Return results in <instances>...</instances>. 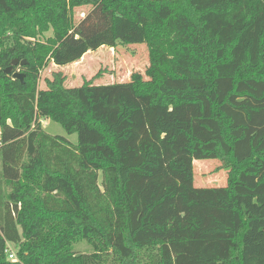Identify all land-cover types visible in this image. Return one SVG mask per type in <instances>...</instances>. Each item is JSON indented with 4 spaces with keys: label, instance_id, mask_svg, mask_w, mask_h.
Returning <instances> with one entry per match:
<instances>
[{
    "label": "trees",
    "instance_id": "16d2710c",
    "mask_svg": "<svg viewBox=\"0 0 264 264\" xmlns=\"http://www.w3.org/2000/svg\"><path fill=\"white\" fill-rule=\"evenodd\" d=\"M134 44L143 75L37 90ZM209 160L226 185L195 188ZM0 264H264V0H0Z\"/></svg>",
    "mask_w": 264,
    "mask_h": 264
},
{
    "label": "rangeland",
    "instance_id": "374dc122",
    "mask_svg": "<svg viewBox=\"0 0 264 264\" xmlns=\"http://www.w3.org/2000/svg\"><path fill=\"white\" fill-rule=\"evenodd\" d=\"M90 7H81L73 11V23H77L89 11ZM51 37V32L44 34L39 41ZM148 66V51L144 44L117 45L114 48L101 47L96 51L88 52L79 61L60 68L48 63L39 72L37 90L45 88V80L51 79V73L60 71L66 77L64 87L75 88L86 81L94 86H105L114 83L129 81L132 73L144 74ZM145 78V77H144ZM146 79V78H145ZM42 129L50 136H59L76 145V134L67 135L62 127L52 121H42ZM218 160L193 162V185L195 188H214L226 185L227 169L220 168ZM5 193L9 189H5ZM75 249L82 254H89L90 247L85 243H78ZM9 255L15 256L16 247L7 244Z\"/></svg>",
    "mask_w": 264,
    "mask_h": 264
},
{
    "label": "water",
    "instance_id": "95a60500",
    "mask_svg": "<svg viewBox=\"0 0 264 264\" xmlns=\"http://www.w3.org/2000/svg\"><path fill=\"white\" fill-rule=\"evenodd\" d=\"M26 62L25 61H21L19 62L18 60H13L10 64L9 67H7L5 70H4V73L8 76H11L14 80H18L20 81L21 83H23V74L19 73V72H12L13 71V67L19 65V66H23L25 65Z\"/></svg>",
    "mask_w": 264,
    "mask_h": 264
},
{
    "label": "built area",
    "instance_id": "2783aa9c",
    "mask_svg": "<svg viewBox=\"0 0 264 264\" xmlns=\"http://www.w3.org/2000/svg\"><path fill=\"white\" fill-rule=\"evenodd\" d=\"M9 260L14 261L15 257L13 255H9Z\"/></svg>",
    "mask_w": 264,
    "mask_h": 264
},
{
    "label": "crops",
    "instance_id": "0c3cea01",
    "mask_svg": "<svg viewBox=\"0 0 264 264\" xmlns=\"http://www.w3.org/2000/svg\"><path fill=\"white\" fill-rule=\"evenodd\" d=\"M87 54H88V53H87ZM85 55H86V54H85ZM85 55H84V56H85Z\"/></svg>",
    "mask_w": 264,
    "mask_h": 264
}]
</instances>
